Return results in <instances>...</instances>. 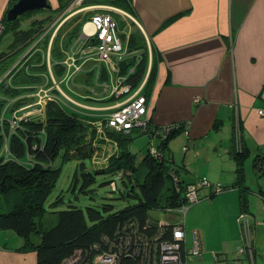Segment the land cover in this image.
<instances>
[{
	"label": "trees",
	"instance_id": "16d2710c",
	"mask_svg": "<svg viewBox=\"0 0 264 264\" xmlns=\"http://www.w3.org/2000/svg\"><path fill=\"white\" fill-rule=\"evenodd\" d=\"M61 1L60 8L55 12L57 15L67 8L70 0ZM15 2L16 0L13 4ZM94 4L112 5L130 11V0H84L81 7ZM32 13L34 14L31 12L26 15L30 16ZM52 16L35 20L29 26L23 27L25 15L14 22H8L4 14L0 25L2 36L8 38L7 35H12L9 37L10 52L6 53L4 50L0 53V69L20 61L19 66L0 82L4 93V97H0V229H12L21 236L24 239L21 249H35L38 255L37 264H64L72 258L80 259L73 264H93L96 252L109 250L113 243L112 247H120V252L126 250L118 244L124 236L133 241L143 238L174 241L175 227L182 222L181 214L175 209L186 200V188L192 182L181 179L179 168L171 156L158 151L150 154V149L144 157L147 172L143 181L137 182V186L131 185L126 192L120 191L119 198H133L136 203L118 210L113 205H106L103 211L95 207L81 209L72 202L66 203L63 193H60L53 205L56 207L64 203L67 206L58 211L56 223L46 227L47 218L43 220V216L47 198L53 192L60 175L61 167L55 165L58 160L76 161L77 169L72 177L70 190L90 197V186L95 182V174H116L117 180L127 186L136 177L139 167L135 162L136 155L128 146L132 134L116 132L108 124L111 113L116 109L115 106L108 105L122 95L118 97L113 92L114 87L104 91L103 85L93 77L94 71L88 72L82 78L86 80L82 84L89 87L84 88L83 93L76 94L88 102H79L68 93L66 96L61 92L62 97L49 95L50 98L44 103L41 95H37V91L43 87L55 88L49 76L47 62L51 32L45 35L42 33L45 23L54 20ZM87 20L86 16L78 15L63 39V31L57 33L51 43L50 61H61L65 57L66 50L81 35ZM129 24L136 26L133 22ZM127 25L123 21L120 30L124 31ZM137 29H130L128 32L129 49L133 54L145 48L144 39ZM42 41L45 44L37 52L36 45ZM23 52L25 53L18 59ZM136 62V57L131 56L124 63L125 70H129L131 66L136 68L126 82L133 88L146 78L148 72L142 54L138 65ZM52 69L57 79L65 72L69 75L65 64L62 66L53 63ZM9 70L10 68L6 71ZM101 76L98 75V78ZM152 79L153 70H150L142 92L148 100V88ZM65 80L63 82L69 86V80ZM94 82L99 86L97 89L92 87ZM39 104L44 105L41 110L43 115L30 113L38 110ZM25 106L27 108L21 110ZM178 131L175 128L172 133ZM170 137L168 135L163 140L159 139L157 148H167ZM104 140L107 141V150L95 161L98 147L95 142L104 144ZM234 157L239 174L235 184L242 185L243 152L236 153ZM90 165L96 170L95 174L90 170ZM168 176L172 184L165 191ZM101 186H109L115 191L117 181L112 179L101 182ZM221 186L223 190L227 189ZM210 191L212 194L217 192L213 188ZM240 198L239 217L247 212L248 207L244 193H241ZM153 211H161L165 219H151ZM156 221L159 223H155ZM161 223L165 224L160 227ZM239 227L244 235L240 220ZM33 235L38 236L36 244ZM245 244L250 247L251 242ZM252 250L253 253L256 251L254 246ZM179 261L175 264H187L184 253ZM120 264H137V260L125 257Z\"/></svg>",
	"mask_w": 264,
	"mask_h": 264
},
{
	"label": "crops",
	"instance_id": "0c3cea01",
	"mask_svg": "<svg viewBox=\"0 0 264 264\" xmlns=\"http://www.w3.org/2000/svg\"><path fill=\"white\" fill-rule=\"evenodd\" d=\"M49 1L51 9L39 10L44 15L38 20L55 14L63 2ZM13 2L0 0V25ZM96 6L101 11L108 10L117 16L119 14L112 9L125 11L138 21L139 25L133 27L140 30L137 29L145 43V48L139 51L146 71L153 70V79L148 88L150 127L154 124L187 125L186 129L182 125L178 131L186 139L185 148L188 147L181 158L184 168L180 174L185 172L188 175L187 182L200 178L195 177L196 172L198 176H206L214 182L219 177L218 172H228L229 176L235 175V184L239 174L237 170H232L233 166L228 165V155H232L236 161L234 143L239 140L241 148H250L249 145L251 148L264 146V115L259 114V111H264V0H130V11L112 5L94 4L80 8V12L89 8L86 15H80L88 19L92 12L99 10ZM70 29L63 31V34L66 35ZM61 30L59 27L53 33L54 37ZM83 32H94L87 21ZM83 41L79 47L74 40L61 61H50L49 76L55 88L44 89L50 96L62 97L61 92L67 96L60 87L65 79L69 80V87L75 95L78 94L79 89L89 86L82 84L86 83L85 79L79 81L75 77L85 76L90 71H94L93 77L102 85L107 82L114 84L112 72L116 73V78L125 74L122 63L115 70L112 64L103 65L96 56H90L95 51L88 45L90 41ZM53 63L65 64L69 75L65 72L58 80L52 69ZM73 65L90 67L85 70L74 69ZM99 70L102 71L100 79ZM38 93L44 94L40 89ZM43 107L39 104V111L32 110L30 113L43 115ZM161 128L155 131L163 132ZM149 134L143 135L148 137ZM174 134L164 151L167 150V156H171L177 164L180 161L171 142ZM156 138L158 136L149 140L152 144L150 148L157 146ZM224 191L212 194L209 188H203L200 191L201 200L192 205L185 215V247H192V232L195 231L201 249L199 256L187 257V264H200L206 259L209 264H215L223 258L219 255L234 251L240 253L241 244L245 252L240 254L247 255L242 257L244 264H253L257 252L256 245L252 244L253 228L250 248L245 244L247 236L242 237L237 224L241 211V193L237 189ZM258 195L264 198V193ZM245 197L248 205L249 197L246 194ZM215 206L219 210L220 222H226L229 231L218 239H212L209 235V222L214 217L211 208ZM33 241L36 244L37 235H33ZM23 243L24 239L12 229H0V264H37L36 250L21 249ZM253 246L256 250L254 253Z\"/></svg>",
	"mask_w": 264,
	"mask_h": 264
},
{
	"label": "rangeland",
	"instance_id": "374dc122",
	"mask_svg": "<svg viewBox=\"0 0 264 264\" xmlns=\"http://www.w3.org/2000/svg\"><path fill=\"white\" fill-rule=\"evenodd\" d=\"M78 4L79 3H76V5H72V6L68 7V11H66V12L64 10L63 15H65V13H72L74 15L71 14L72 17L69 19V21H64V19H63L64 22L62 21L61 22L62 26H60L62 28V31L67 30L69 27H71V25L73 23H75L74 22L75 17H77L80 14H83V15L87 14V11L80 12L82 10L80 9L81 7ZM62 12H59L58 15L54 14L53 16L52 15L51 16L54 19H55V16H57L55 19L56 22H57V20L60 21L63 18ZM91 14H93V12ZM43 15L41 14V11H39L38 13L34 12V14L33 13L30 14V16L28 18H25L24 21L22 22L23 27H27L30 24H32V22H34L35 20L43 18ZM116 17H117L116 19L119 23V26H121V24H123L124 19H126L127 21L130 22V20L127 18V16L119 15ZM59 21L57 22V24L59 23ZM65 22H67V23H65ZM130 29L134 30V27L132 24H128L126 26L125 32L128 33ZM82 32H83V28H82ZM82 32H81V34H82ZM53 33H54V30H52L51 38H52ZM62 35L65 36V34H62ZM7 36L10 37L12 35L9 34ZM9 37L6 38V36H4V35L1 37L0 51L6 50V48L10 45L11 39ZM83 40H85V39L82 38L80 35L78 38H76L75 45H78L79 47L82 46ZM44 44H45L44 41H42L36 45L37 52H39L42 49V46H44ZM88 45L93 46L94 44H93V42L90 41L88 43ZM11 49H13V48H11ZM7 52H10L9 47H8V51L6 50V53ZM24 53L25 52L21 53L19 55L18 59H20ZM90 56H96V53L92 51ZM13 64L14 63H12L10 66H5L7 68H4V69L1 68L0 69V80L8 72L6 70L11 68L13 66ZM101 64L104 65L103 62H101ZM87 66L88 65H85V67H87ZM101 74H102V71H101ZM81 76H84V75H78L75 77V79L82 80V78H80ZM112 77L116 81V73L112 72ZM112 85L113 84H111L110 86H112ZM140 86H141V84H139L138 86H136L135 88L130 90V92L124 93L120 98H118V99L115 98L113 101H111L109 103L108 106H116L117 104L126 101L132 94H134L136 91L139 90ZM60 87L66 93L73 96L74 99H76L77 101L88 102L87 100L79 98L78 96H76L74 91H72L71 88L69 86H67L64 82L60 83ZM92 87L97 89L99 86L94 82ZM83 89H84L83 87L81 89H79L80 92H82ZM0 97H4V93H3L1 87H0ZM148 132L149 131H146V133H148ZM173 134L174 133H171L170 135L172 136ZM153 135H157V132L153 131ZM131 138H132V140L129 141L128 146H129L131 152L136 155L135 162H136L137 166H139V167L136 170V174H135L136 177H134V179L132 180L131 183L128 182L127 186H125L121 180H117L116 174L106 173V174H97L96 175L95 174L96 170L94 169V167L92 165H90V170L92 171L93 174H95L94 175L95 176V182L90 186V191L92 192V197H90L89 195H84L80 192L78 193V191L73 192L70 190V183H71L72 177H73V175L77 169L76 161L70 160L68 162H62L61 160H58L56 162L55 165L57 167H61V171H60V175H59V178L56 182V185H55L53 192L47 198L46 212H45V215L43 216V220L47 218V221H45L46 227H51L54 222L56 223L58 211L66 208V206H67L64 203L58 204L56 207L53 205L54 201L56 200L57 196L60 193H63V199L66 201V203L72 202L73 205H77L81 209H85L86 207H95V208H98V209L103 211L104 207L106 205H113L114 208L116 210H118V209L123 208V206L129 205V204L133 205L134 203H136V200H134L133 198H129V199L119 198L120 191L126 192V191H128V188L130 189L131 185L137 186V182L143 181V178L147 172L144 157L147 155V153L150 149V142H149L148 137L146 135H143V133L140 131L139 128L133 130ZM157 139L158 138H156L155 141ZM158 141H159V139H158ZM158 141L155 142V144H157V146L159 144ZM104 142H105L104 144H99L97 141L95 142V144L98 146L97 152L95 155L96 156L95 161H98L99 160L98 158H101L107 150V146H106L107 141L104 140ZM171 142L173 143L175 153H176V155H178V160L180 161V162H177V167L179 168L178 172H182V169H181V165H182L181 160L182 159L181 158H182L183 152H185L188 148V147L185 148V146L187 145L186 139H185V137H183L182 133L178 134V132H177L176 134H174V137L172 138ZM234 144H235V148H236L237 153L241 154L243 152V161H242V170H241V173L243 175L242 185L234 184L233 178L235 179V175L229 176L228 172H224V173L218 172L219 177L217 179H215L214 182H212L206 176H203V175L198 176L197 172H196L195 177L205 178L214 184L220 183L225 188H227L225 191L230 190V189H237L240 191V193H244V195L246 194L247 197H249V204L247 207V212L245 213L246 217H244L243 220L248 221V224L250 225V233L252 232V228H253V233H254V234H252L253 244L256 245L257 252L255 253L252 261H253V264H264V258L262 255V252L264 251V198H262L258 195L260 192H261V194L264 193V146H260V147L254 146L253 148H251V146L249 145L250 148H247V147L245 148L243 146V148H241L239 150L237 148L238 142L236 141V143H234ZM242 144H243V142H242ZM167 152H168L167 150L165 152L163 149V153H165L166 156H167ZM224 157H226V156H224ZM228 158H230V159H228V160H230L228 165L230 164V166H233V167H231L232 170H236V161H234L233 156L228 155ZM218 165H220V164H218ZM197 167H198V165L195 166V169H197ZM232 175H233V172H232ZM187 176L188 175H186L185 172L180 174L181 179L184 181L187 180ZM112 179H115L117 181V190L115 189V191H114L109 186H105V187L101 186V182H106V181H109ZM171 184H172L171 178L168 176L167 177V184L165 186V191L166 190L168 191ZM252 191H255V194H252ZM211 210L214 213V217L209 222V226H210L209 235L212 239H218L222 235L228 234L229 231H228L226 222L222 224L219 220V210H218L217 206L212 207ZM163 218H165V215L161 211L151 212V219L163 220ZM155 223H159V222L156 221ZM237 224H238L239 233L243 237V234L240 231L238 220H237ZM41 226L45 227V224L43 225V223H41ZM34 238H36V237L34 236ZM242 245L243 244H241L240 247H242ZM219 256H222L223 258L220 260V262H217L215 264H244L242 257H245L247 255L246 254L241 255L240 253H238V251H234V252H229L227 255L223 254V255H219ZM212 261H213V258H212L211 262ZM200 264H209V260L206 259Z\"/></svg>",
	"mask_w": 264,
	"mask_h": 264
},
{
	"label": "built area",
	"instance_id": "2783aa9c",
	"mask_svg": "<svg viewBox=\"0 0 264 264\" xmlns=\"http://www.w3.org/2000/svg\"><path fill=\"white\" fill-rule=\"evenodd\" d=\"M72 5L74 4H71L68 7ZM68 7L65 9V12L68 11ZM111 11H116L119 15L127 16L130 22H133L135 25H139L138 21L126 12L119 9H112ZM63 13L64 11L62 12L63 18L60 21L57 20V22L59 21L58 24L54 19L42 30L43 35L47 34L48 32H51L52 34V30H54V32H57V30L61 26V22L63 21V19L65 21L72 14L65 13V15H63ZM88 17L89 19L87 20V22L92 25L94 32L92 34L83 32V38L86 41L93 42L94 45L90 46V48L91 50L93 49L95 51L97 59L100 63L103 62L105 64H112L114 66V69L118 70V65H120L121 63L124 65L125 61L129 57L133 56V53L128 47V33H126L125 30H120V26L116 17L108 10L101 11L99 8V10L93 12V14H90ZM124 21L129 24V21H127L126 19H124ZM1 33L2 26H0V35ZM53 39L54 35H52L51 43ZM51 43L49 44V56L47 61L48 66H50ZM134 54L136 55V61L139 62L141 59V53L136 52ZM83 65L73 66L74 69L83 68L84 70L90 67V65H88L87 67H83ZM127 69L125 70V74L123 76L116 78V81L112 86L104 83L102 86L103 90H112L114 87L113 92L116 93L118 97H120L124 93L130 92L133 87L131 86V84H126V82H128L130 74H132L136 70V68L135 66H131L129 70ZM148 73H150V70H148L147 74ZM100 74L101 71L99 70L98 75ZM145 79L140 83L141 86L139 90L132 94L126 101L117 104L115 106L116 109H114V111L111 113L108 124L116 132L130 134L137 128H139L141 132H146L149 130V128H151V121H147V118L149 116V100L144 94H142L146 86ZM44 89V87L40 89V92H44L43 95L40 94L42 102H46V100L50 98L49 94ZM26 108V106L22 107L21 110H25ZM259 114L264 115V111H259ZM175 128L180 129L179 126H174L173 128L168 129L166 132L164 131L163 135L160 136V139H165L170 133H172ZM153 131H151L149 135H151ZM236 135H238V133H236ZM237 142L239 144V140H237ZM156 149L151 148L149 153H156ZM238 149L240 150L241 147ZM203 188H213L215 191H217L216 193L223 191L220 183L214 184L205 178H199L187 186L186 200L182 203V205L175 209L178 213L181 214L182 222L175 227L174 241H162L160 239L146 238L133 241L132 239L126 238L124 236L119 240L118 244L122 245L126 250L120 252V247H112L114 245L113 243L111 244L112 246L109 250L96 252L93 259V264H120L121 259L125 257L137 260V264H175L180 262L179 260L182 253L185 254L186 258L199 256L201 254V249L197 232H192V247L190 249H187L185 247L184 218L190 207L201 200L200 191ZM244 217H246V214L240 215V217L238 218V222L239 220L242 222L244 235L247 236L246 242L247 244H250V225L248 224V221L243 220ZM162 224L165 223H161L160 227ZM160 227L158 228V231H160ZM239 252L244 253L245 248L239 247ZM262 255L264 258V251L262 252ZM79 260L80 259L77 260V258H72L65 261L64 264H73L76 261L78 262Z\"/></svg>",
	"mask_w": 264,
	"mask_h": 264
},
{
	"label": "water",
	"instance_id": "95a60500",
	"mask_svg": "<svg viewBox=\"0 0 264 264\" xmlns=\"http://www.w3.org/2000/svg\"><path fill=\"white\" fill-rule=\"evenodd\" d=\"M50 9H51V4H50L49 0H16V2L7 10L6 19L8 22H14L18 18H20V17H22L28 13L38 11V10H50ZM96 9H99V6H96ZM88 19H89V17H88ZM82 35H83V33H82ZM82 35H81V37L83 38ZM133 56L136 57L135 54H133ZM140 61H141V59H140ZM19 62L20 61L15 63L14 66L12 68H10V70L0 80V82L3 81L8 75H10L17 68V66H19ZM139 62H136V65H138ZM148 78H149V73L147 74L146 79H145L146 84H147ZM147 121L148 122L151 121L150 115L148 116ZM155 132H157V131H155ZM157 135H158V137H160L163 135V132H158ZM157 135H153V133H152L151 135H148V138H149V140H151L153 136H157ZM151 146H152V144H151ZM240 147H241V144H238L237 148H240ZM156 148H157V146H154L153 149H156Z\"/></svg>",
	"mask_w": 264,
	"mask_h": 264
},
{
	"label": "flooded vegetation",
	"instance_id": "af4514ba",
	"mask_svg": "<svg viewBox=\"0 0 264 264\" xmlns=\"http://www.w3.org/2000/svg\"><path fill=\"white\" fill-rule=\"evenodd\" d=\"M84 0H70L69 1V5H71V4H74V5H76V3H79L78 5L81 7V3L83 2ZM68 5V6H69ZM67 6V7H68ZM88 7V6H87ZM86 7V8H87ZM81 8H83V7H81ZM34 12H39V10L38 11H34ZM26 16V18L27 17H29V15H25ZM2 35V34H1ZM1 35H0V37H1ZM54 40V39H53ZM182 125H183V127H182ZM174 126H179L180 128L182 127L183 129H186V127H187V125L185 126L184 124H162V125H156V124H154V126L152 125V127L151 128H149V132L151 133V131H153V130H156V129H159V127H162L161 129H163V132L165 131H167L168 129H170V128H173ZM145 133V132H144ZM171 134V133H170ZM169 134V135H170ZM158 139H160V137H158ZM154 146V145H153ZM152 148H154V147H152ZM164 149V148H163ZM163 149L161 150V149H159V148H157L156 150H155V152H163Z\"/></svg>",
	"mask_w": 264,
	"mask_h": 264
},
{
	"label": "bare ground",
	"instance_id": "6f19581e",
	"mask_svg": "<svg viewBox=\"0 0 264 264\" xmlns=\"http://www.w3.org/2000/svg\"><path fill=\"white\" fill-rule=\"evenodd\" d=\"M87 29H89V25L87 26Z\"/></svg>",
	"mask_w": 264,
	"mask_h": 264
},
{
	"label": "clouds",
	"instance_id": "9594fccd",
	"mask_svg": "<svg viewBox=\"0 0 264 264\" xmlns=\"http://www.w3.org/2000/svg\"><path fill=\"white\" fill-rule=\"evenodd\" d=\"M153 138V137H152ZM150 150H151V148H150Z\"/></svg>",
	"mask_w": 264,
	"mask_h": 264
}]
</instances>
